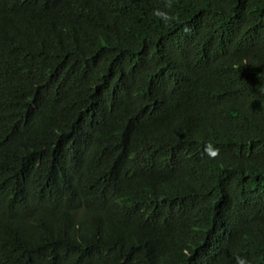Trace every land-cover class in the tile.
Returning <instances> with one entry per match:
<instances>
[{"label":"trees","instance_id":"trees-1","mask_svg":"<svg viewBox=\"0 0 264 264\" xmlns=\"http://www.w3.org/2000/svg\"><path fill=\"white\" fill-rule=\"evenodd\" d=\"M130 1L0 0V264H264V208L183 179L211 142L264 183V0Z\"/></svg>","mask_w":264,"mask_h":264},{"label":"clouds","instance_id":"clouds-1","mask_svg":"<svg viewBox=\"0 0 264 264\" xmlns=\"http://www.w3.org/2000/svg\"><path fill=\"white\" fill-rule=\"evenodd\" d=\"M136 0H131L130 5L126 12H133L136 9ZM192 0H183L185 8L191 5ZM31 4H28L30 9ZM187 7V8H188ZM164 8L169 11L156 8L153 10V15L156 16L164 24H169L178 20V15L172 13L170 10L173 8L172 0H165ZM213 17L207 18L202 21V27L199 29H189L191 22L183 21L175 27H171L164 31L163 37L169 40L172 45L171 50L181 52V55H186L187 48L191 47L197 40V35L208 31L212 24ZM184 30L190 33L187 38L175 34ZM183 31V33H184ZM182 33V35H183ZM252 42H257L258 46H264V39L261 36H248ZM228 41V36L221 35L218 38L212 39V47L225 44ZM170 50V51H171ZM260 99L264 100V78H256L255 82ZM231 93L226 97L229 100ZM223 126V125H222ZM223 129L224 126H223ZM252 145H246L243 152L236 156H231L227 160H216L219 155V149L214 147L211 142L203 144L201 157H206L208 164L203 168L186 169L183 172L184 185L186 187L187 203L191 206L202 205L207 198L215 199L220 198L224 193L231 195L232 203L244 209H258L264 208V183L254 182V175L245 174L241 171L238 158H244L249 155ZM197 160L189 158L186 167H190L192 163ZM234 264H250L247 257L241 255L234 256Z\"/></svg>","mask_w":264,"mask_h":264}]
</instances>
